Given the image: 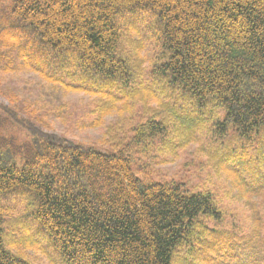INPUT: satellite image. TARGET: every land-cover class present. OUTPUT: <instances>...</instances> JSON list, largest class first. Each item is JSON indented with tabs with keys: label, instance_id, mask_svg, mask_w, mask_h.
<instances>
[{
	"label": "trees",
	"instance_id": "1",
	"mask_svg": "<svg viewBox=\"0 0 264 264\" xmlns=\"http://www.w3.org/2000/svg\"><path fill=\"white\" fill-rule=\"evenodd\" d=\"M12 3L0 22L24 24L53 52L77 51L83 74L130 83V105L138 100L150 117L129 129L108 126L103 141L108 140L109 149L102 151L58 137L0 104V115L26 131L10 138L0 116V199L29 191L40 231L64 264H215L213 256L221 249L212 223L221 212L210 193L192 192L174 181H144L132 162L139 151L149 155L154 139L166 138L174 121L173 106L149 90L152 77L171 88L181 86L198 100H215L225 112L217 138L228 127L240 137L262 133L264 0ZM138 6L148 9L156 27L154 32L146 28L159 52L147 69L140 55L143 44L130 36L136 27L123 21V13ZM21 36L1 30L0 54L11 58L14 49L8 42ZM125 43L139 46L126 50ZM139 92L148 95L133 99ZM174 144L166 150L174 152ZM4 215L0 208V264H29L7 248Z\"/></svg>",
	"mask_w": 264,
	"mask_h": 264
},
{
	"label": "rangeland",
	"instance_id": "2",
	"mask_svg": "<svg viewBox=\"0 0 264 264\" xmlns=\"http://www.w3.org/2000/svg\"><path fill=\"white\" fill-rule=\"evenodd\" d=\"M12 1L0 0L1 16ZM123 14V21L128 25L131 20V26L136 27L130 36L134 43L143 44L140 55L147 69L154 54H159L146 29L149 26L154 32L156 28L150 23L152 14L140 6ZM1 30L22 33L19 39L8 42L14 49L11 58L0 54V104L23 119L58 137L105 151L109 149L108 140L103 141L108 126L118 123L129 129L150 117L138 100L130 105V83L83 74L77 51L64 48L61 53L53 52L24 24L1 21ZM123 33L127 34L126 30ZM125 44L126 50L138 45ZM23 61L41 70L27 68ZM151 81L149 90L173 106L174 121L166 138L154 139L149 155L139 151L132 170L144 181H174L192 192L210 193L221 212V219L212 223L217 228L216 248L221 249V254L213 256L215 264H264V130L240 137L228 127L222 138H217V123L225 112L215 100H198L185 88H171L159 78ZM147 95L133 93L132 98ZM150 104L156 106L155 102ZM0 116L9 127L10 138L26 135L24 126ZM97 116L99 122L94 125ZM18 139L30 142V138ZM172 143L174 152L166 150ZM28 192H12L0 199L7 248L29 264H64L40 231L32 207L35 200Z\"/></svg>",
	"mask_w": 264,
	"mask_h": 264
}]
</instances>
